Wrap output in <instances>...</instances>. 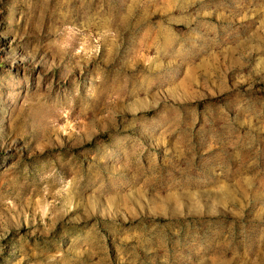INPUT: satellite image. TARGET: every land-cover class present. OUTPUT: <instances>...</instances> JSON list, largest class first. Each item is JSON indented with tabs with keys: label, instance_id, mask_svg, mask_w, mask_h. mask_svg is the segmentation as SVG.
Wrapping results in <instances>:
<instances>
[{
	"label": "rangeland",
	"instance_id": "obj_1",
	"mask_svg": "<svg viewBox=\"0 0 264 264\" xmlns=\"http://www.w3.org/2000/svg\"><path fill=\"white\" fill-rule=\"evenodd\" d=\"M0 264H264V0H0Z\"/></svg>",
	"mask_w": 264,
	"mask_h": 264
}]
</instances>
